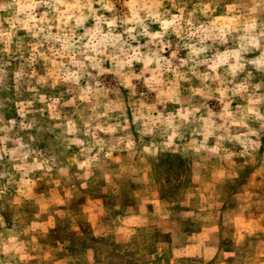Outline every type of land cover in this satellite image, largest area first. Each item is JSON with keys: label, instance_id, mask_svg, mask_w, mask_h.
I'll return each mask as SVG.
<instances>
[{"label": "rangeland", "instance_id": "obj_1", "mask_svg": "<svg viewBox=\"0 0 264 264\" xmlns=\"http://www.w3.org/2000/svg\"><path fill=\"white\" fill-rule=\"evenodd\" d=\"M32 3L19 0L8 11L0 12V137L8 138L0 149V264H264V120L247 113L252 107L264 115V35H260L264 33V0H65L58 12L46 5L33 12ZM11 4L13 0H0V7ZM204 4H211L207 17L200 11ZM225 5H232V11H226ZM181 8L185 20L191 18L196 26L205 23L207 28L215 20L213 27L225 29L227 44L220 42L218 33H200L217 37L215 41L205 40L210 49L198 57L210 58V64L219 63L215 71L200 65L196 68L199 76H195L188 67H177L189 51L183 45L199 40V36H187V25L181 33L183 39L171 28L162 40H151L143 34L145 28L149 33L163 31L154 15L170 19L172 14L180 15ZM46 10L47 17L43 15ZM32 15L37 21L29 18ZM217 16L220 19L216 20ZM67 17L72 18L64 23ZM129 18L132 23L125 24ZM77 20H83L82 27H77ZM108 21L115 24L111 30ZM37 22L46 29L50 26L54 34L71 36L78 46L89 39L93 43L106 40L105 33H122L128 41L124 47L129 55V44L140 48L141 62L133 61L134 67L126 66L120 77L121 81L130 79L134 88H124L107 73L97 76L99 69L91 67L86 71L92 75H85L80 82L84 85L88 80L99 88V92L89 94L90 102H80V88L71 81L60 80L53 88V81L63 71L59 65L67 60L54 57L48 44L39 46L44 33L37 38L31 35L37 30L33 27ZM129 27L136 28L132 33L137 36L135 41L128 37ZM86 31L88 35H84ZM80 36L84 39L79 40ZM255 40H259L258 49L251 46L250 41ZM241 45L246 50H241ZM78 46L76 59L83 60L78 54L83 50ZM34 47L49 59L36 55L33 62ZM174 50L177 57L171 58ZM113 51L109 45L97 55L101 67L114 70L118 66V61L110 59ZM153 52L171 59V67L161 61L157 69L154 61L148 70H142L143 59ZM86 54L95 55L91 51ZM123 59L126 57L120 56ZM253 59L259 68L250 63ZM204 74L207 80L202 79ZM41 76L47 84L37 83ZM150 77H155L151 80L155 91L151 92L143 83ZM197 88L204 95L195 93ZM40 95L46 96L44 102L39 100ZM72 97L77 98L75 104L66 106ZM257 98L258 103L249 104ZM54 99L60 103L53 104ZM225 105L237 120L243 117L257 132L249 135L255 143L246 149L235 140L229 142L223 128L216 130L225 119H231L226 115L221 119ZM195 108L200 111L194 112L189 117L193 122L184 126L186 142H177L176 150L185 156L184 161L168 156L157 165L137 150L145 142L143 137L136 138L133 149L122 150L133 142L140 123L145 130L152 126L149 117ZM209 110L216 114L211 117L214 135L205 142L204 122L194 117H207ZM50 114L52 119H48ZM133 116L138 122L132 124V130L121 131L132 123ZM11 120L15 125L9 123ZM69 121L75 125L78 138L85 140L84 154L88 148H103L91 169L76 168V162L83 159L80 149L72 146L65 152L64 146L72 137H66L56 125L63 127ZM29 123L32 128H22ZM40 125L54 129L55 135L51 131L37 133ZM96 125L116 132L101 131ZM230 131L249 130L233 127ZM29 134L36 137L35 141L29 140ZM221 135L225 139L218 140ZM97 140L104 143L98 145ZM18 141L26 146L10 154ZM201 143L205 147L198 153L192 150ZM214 144L219 149L216 153L209 151ZM109 148L111 156H106ZM24 152L30 153L26 160ZM228 152L234 153L231 160L224 159ZM36 161H47V165L33 171L30 166ZM14 164L23 167L15 170ZM48 165L52 167L50 172ZM62 167L69 169L67 175L59 172ZM157 200L165 207L154 209ZM95 221H103L104 227L94 230Z\"/></svg>", "mask_w": 264, "mask_h": 264}, {"label": "clouds", "instance_id": "obj_2", "mask_svg": "<svg viewBox=\"0 0 264 264\" xmlns=\"http://www.w3.org/2000/svg\"><path fill=\"white\" fill-rule=\"evenodd\" d=\"M99 2V0H98ZM162 2V0H161ZM19 0H13V4L7 6V7H0V12L8 11L9 8L14 7V5L18 4ZM65 0H33V3L30 5L32 11L34 12L35 8L41 5H46L47 8H50L52 12H58L61 8L62 5H64ZM102 7L106 8L107 11H112L111 7H108L107 5H103ZM173 8H176L177 5L175 3L172 4ZM199 5L194 6L192 12H190L188 15L189 17H192L197 10ZM233 6L232 5H225V10L228 12L232 11ZM211 9V4H204L203 8L200 9L201 15L207 17L209 15V11ZM180 12V15L172 14L171 18H165L161 19L159 15H154L152 13H149L150 16H153L154 21L158 22L163 29V31H155L149 33L147 29H144L143 34L150 36L151 40H156L157 38H160L161 40L163 37L168 33V30L171 28L172 33L180 38L183 39L181 33L184 31V25H187V36L189 38L191 37H197L199 36V40L195 43H185L183 45L184 48L189 49L187 53V58L186 59H181L179 62V65L177 67H188V70L192 72L193 75L199 76V74L196 72V68L200 65H207L209 68H211L213 71H215L220 65L219 63L213 62L209 63L210 58H203L199 59L201 54L207 53L210 49V46L205 45V40L207 39H212L215 41L217 38L216 35H209V36H200V33L202 30L204 31H211L213 33H218L219 34V39L220 42L223 44H227V39H226V31L224 28L215 26L216 21L213 20L211 23L208 24L207 28L205 26V23H201L199 26H196L193 24L192 19L189 18L185 20L183 16L184 9L181 8L178 10ZM18 14V13H17ZM45 17L49 15V12L46 10L43 14ZM33 21H37V17L35 15H32L29 17ZM72 17H67L64 21V23H67L68 19H71ZM86 18V17H85ZM220 19L219 16L216 17V20ZM183 21V24L181 23ZM108 28L111 30L113 27H115V24L113 21H108ZM125 24H131L132 21L131 19H127L124 21ZM139 23L142 25L143 21H139ZM83 26V20H77V27H82ZM13 28H15V25H12ZM33 27L37 28L36 31H31V29H28V31H31V35L33 38L40 37L41 33H44L40 47H43L45 44L49 45V51L52 52L53 56L56 58H59L60 60H67V63H61L59 65V69L63 70L61 75L58 76L57 81H53L52 87L55 88L60 80H62L64 83H68L71 81L73 84L77 85L80 88L81 94L79 95V100L82 103L90 102V97L89 94L92 93L93 91L99 92V88L93 86L91 82L88 80H85L84 85H81L80 82L82 79H85V75L91 76L92 74L90 72H87V68L91 67L92 69H99V71L96 73L97 76H102L107 74L113 75L117 78V82L121 83L124 88H134V85H132V81L130 79H124L120 80V77L122 75V70L125 69L127 66L128 69H132L134 67L133 61L136 62H141V56L138 55L140 52V48L136 47L133 48L130 44L128 45V49L131 51V55H129L128 50L125 49L124 45L128 44L127 40L123 39V34L118 33L115 35H112L111 32L105 33V36L108 37V39H101L97 41V43H93L91 39L88 40L87 43L79 45L78 46V41L74 40L71 36H61L59 34H54L51 31V27L49 26L47 29L45 27H40L39 23L37 22L36 24L33 25ZM253 31H255L256 24L253 22L252 24ZM136 31L135 27H129L126 29V32L128 34V37L130 40L135 41L137 39L136 35H133ZM84 35H88L87 31L84 33ZM260 35H264V33H260ZM84 36H80L79 40H83ZM240 39H245L244 37H240ZM251 46L253 48H259V40L255 41H250ZM59 43V47L56 48L55 44ZM197 44L200 46L198 47ZM98 45H103V48H107L109 45L112 46L114 49L113 53L110 55V59L112 61H118V66H116L113 69H106L101 67L102 61L98 60L96 57L97 55L102 54L103 48L98 47ZM77 46L82 49L83 51H79L78 54L83 56V60H77L76 55H77ZM170 46V44H169ZM118 49V50H117ZM241 50H246L244 45H241ZM91 51L95 55H88L86 54L87 52ZM163 51V49H161ZM236 53H233L235 55ZM36 55H39L44 60H48L49 57L45 55L44 52H39L36 47L33 48V55L31 56V60L34 62L36 59ZM120 56H125L126 59L120 60ZM171 58H176L177 57V51H172L170 53ZM261 57H264V52H261ZM84 61H89L90 64H85ZM155 61L157 69L161 67V61H163L164 65L171 67V59L165 58L164 56H160L157 52H153L150 57H147L143 59L142 62V70H148L149 65H151ZM192 62L191 65L189 62ZM53 63L55 64V60H53ZM250 63L255 65L257 68H259V64L255 59L251 60ZM71 66V68L69 67ZM75 70H72V69ZM175 71V69H173ZM18 75V73H17ZM140 75H143V71L141 72ZM209 77L207 74H204L202 77L203 80H207ZM136 79H140V76H137ZM155 79V77H150L148 79H144L143 83L144 85L148 88V90L155 91V89L152 87L151 80ZM215 79V77H213ZM38 84H47V80L45 76H41L37 80ZM258 87V86H257ZM195 93L204 95V93L199 89H195ZM134 94V93H133ZM143 94V93H142ZM221 96L224 95V92L220 93ZM211 98V97H209ZM76 97H72L66 102L67 105H73L76 102ZM39 100L41 102H44L46 100L45 95H40ZM259 98H257L256 101H249V104L253 103H258ZM60 101L59 99H54L53 104H59ZM179 102L177 101V104ZM51 107V106H49ZM228 105L224 106L223 114L221 115V119H224L225 115L227 117H230V120L225 119V122L217 125L216 130L218 131L219 129L223 128L224 132L228 133V139L229 142L232 140H235L238 142L241 146H244L245 149L248 147V145L255 143L254 141H251L248 139L249 135H257V132L252 130L250 127V124L246 122L243 117L240 120H237L235 116L233 115L232 112L227 111ZM199 108L195 109H185L181 111L180 109H177L175 115L168 114L165 115L163 112L158 113L154 117H149L152 121V126L148 127L147 130L144 128V124L140 123V126L135 129V132L133 133V142L132 143H127L124 145V149L122 150H131L133 149L135 145V141L137 137H143L145 142H142L138 146V151L144 153L146 157H149L153 160H155L156 164L159 165L161 163L162 159H166L168 156H179L181 161L185 160V156L182 155L179 151L176 150L177 148V142L179 143H184L186 142V137H185V128L184 126L187 124H191L193 121L189 119V117H193L194 112H199ZM248 114H254L258 120H264V115L261 113L257 112L255 108L249 107L247 109ZM23 115V114H21ZM104 115H107V113H104ZM213 115H216L213 113L211 110L208 112L207 117H194L196 120H202L203 123V139L206 142L210 137L214 135L213 131V121L211 120V117ZM41 116H43V112H41ZM48 119H52L51 114L49 115ZM138 122V118L133 116L132 117V123L129 124L126 128H122L121 131H131L132 130V124H136ZM11 125H15V120L9 121ZM227 125V127H225ZM23 127L27 128H32L33 125L29 123L28 125H22ZM56 127L61 128V132L65 134L66 137H72L70 141L64 146L65 152L71 149L72 146H75L76 148L80 149L81 154H83V159L78 160L76 162V168L79 169H91L93 166L94 162H98V157H99V152L103 151V148H99L96 151H93V148H88L87 149V154L85 153L84 145H85V140L78 138L77 135V129L75 125L69 121L67 122V125L61 127L60 125H56ZM85 127H87V124H85ZM96 127L100 128V125H96ZM233 127H243L245 129H248L249 131L247 132H237V133H232L230 131L231 128ZM261 127H264V125H261ZM2 130V129H0ZM101 131H105L110 134H114L116 132V129L114 128H100ZM51 131L53 132V135H55L54 129H47L44 127V125H40L36 127V132L37 133H43V132H48ZM193 131H197L196 129H193ZM191 133H189L190 135ZM200 134V133H198ZM85 136H87V133H84ZM43 138V137H41ZM7 137H0V149L4 148L6 146V141ZM22 140V138H20ZM36 137L33 136L32 134H29V140L30 141H35ZM218 140H223L225 137L223 135L217 137ZM246 140L248 143L246 144ZM96 143L103 144L104 142L102 140H97ZM26 145L19 142L17 143V147L13 148L10 150V154H14L18 148H23ZM260 145L257 144V147ZM205 147L204 143H201L199 147H194L192 150L195 152H199L200 148ZM209 151L216 153L219 151L218 147L214 144ZM112 149L109 148V151L105 153L106 156H111ZM29 152H24L23 157L26 160L27 157L29 156ZM63 154V153H62ZM234 153L228 152L227 155L224 156L225 160H231L233 157ZM0 159H3V156H0ZM47 161H36L34 162L33 165L30 167L32 168L33 171L35 170H42L46 167ZM23 167V165H13V168L15 170H19V168ZM47 170L50 172L52 171V167L50 165L47 166ZM69 169L67 167H62L59 169V172L67 175ZM85 175L87 176L88 173L86 172ZM3 178V174H0V179ZM239 177L237 176V179ZM79 203L82 205L84 204V201L81 200ZM52 228H55L56 225L52 224ZM93 237L95 238V233H93Z\"/></svg>", "mask_w": 264, "mask_h": 264}, {"label": "crops", "instance_id": "obj_3", "mask_svg": "<svg viewBox=\"0 0 264 264\" xmlns=\"http://www.w3.org/2000/svg\"><path fill=\"white\" fill-rule=\"evenodd\" d=\"M164 207H165L164 203L160 202V200H157L156 204L153 206L154 209H159V210H160V208H164ZM92 225H93L94 230H96V227H97V229L99 231L102 229V227H104L103 226L104 222L103 221H95L94 223H92ZM142 225L146 226V221H143Z\"/></svg>", "mask_w": 264, "mask_h": 264}]
</instances>
